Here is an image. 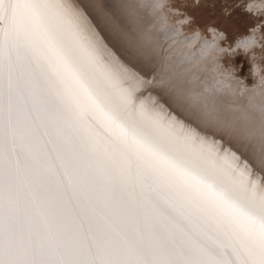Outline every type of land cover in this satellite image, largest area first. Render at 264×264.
<instances>
[{
	"label": "snow or ice",
	"instance_id": "1",
	"mask_svg": "<svg viewBox=\"0 0 264 264\" xmlns=\"http://www.w3.org/2000/svg\"><path fill=\"white\" fill-rule=\"evenodd\" d=\"M166 6L118 5L170 46ZM154 81L76 0H0V264H264V180L238 148L264 158V102L213 116L176 94L229 137L209 140Z\"/></svg>",
	"mask_w": 264,
	"mask_h": 264
},
{
	"label": "bare ground",
	"instance_id": "2",
	"mask_svg": "<svg viewBox=\"0 0 264 264\" xmlns=\"http://www.w3.org/2000/svg\"><path fill=\"white\" fill-rule=\"evenodd\" d=\"M76 2L87 11L97 31L110 47L130 65L142 68L148 80L155 77L150 90L160 98V102L168 104L181 120L192 124L207 139L223 135L227 140L229 137L212 121L197 119L192 109L175 103L176 94L187 96L193 104H197L201 96L215 97L219 101V112L212 113L213 116L243 112L264 102V32L260 27L252 30L249 39H241L225 48L217 44L218 40H223L220 30L210 31L212 34L203 40L206 34L201 26L195 25L196 22L191 23L193 17H190L188 10L182 14L165 7L168 27L177 33L175 41L168 46L152 35L154 25L149 27L140 16L129 18L126 10L118 7L120 0ZM170 3H174V0ZM244 6L255 14L258 22L264 17V0H245ZM191 32L193 34L189 35ZM237 54L250 57L253 63V73L248 78L240 77L242 83L233 78L240 75L235 72L236 65L228 67L225 63V59L229 60ZM170 85L183 89V92L176 93ZM198 110L208 115L203 105H199ZM238 148L248 157L253 171L259 172L264 180V158L259 153L258 142L255 147L242 145Z\"/></svg>",
	"mask_w": 264,
	"mask_h": 264
},
{
	"label": "rangeland",
	"instance_id": "3",
	"mask_svg": "<svg viewBox=\"0 0 264 264\" xmlns=\"http://www.w3.org/2000/svg\"><path fill=\"white\" fill-rule=\"evenodd\" d=\"M170 2L171 0H167L166 3L165 0L166 7L174 10V12L184 13L186 11L185 13H187L189 11L188 13L191 14L190 17L194 19H192L191 23L194 24L196 22L198 25L196 23L195 25L201 26L206 34L203 40L207 39L206 36L208 34H212L210 31L216 32L220 30L223 40H218L217 44H220L221 47L228 48L229 44L234 45L241 39H249L253 29L256 30L260 27L264 32V17L261 18V23L258 22L255 14L251 13L244 6L245 0H174L172 4ZM192 34L191 32L189 35ZM236 59L240 61H236ZM225 60L228 67L231 64L236 65L235 72L236 74L237 72L240 73V75L238 77L234 76L233 78L234 80L238 79L236 80L237 82L242 83L240 77L248 78L249 74L253 73L251 69L253 63L250 57H243L242 54H237L231 56L230 61L228 59Z\"/></svg>",
	"mask_w": 264,
	"mask_h": 264
}]
</instances>
